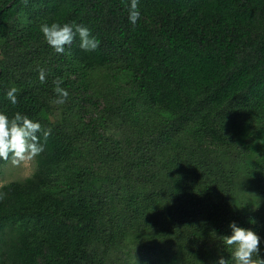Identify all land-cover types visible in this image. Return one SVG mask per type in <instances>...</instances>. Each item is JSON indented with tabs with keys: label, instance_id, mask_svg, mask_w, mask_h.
Returning <instances> with one entry per match:
<instances>
[{
	"label": "trees",
	"instance_id": "trees-1",
	"mask_svg": "<svg viewBox=\"0 0 264 264\" xmlns=\"http://www.w3.org/2000/svg\"><path fill=\"white\" fill-rule=\"evenodd\" d=\"M130 4L0 0V113L50 130L0 187V264H234L232 222L264 259V0H138L135 25ZM53 22L98 48L57 53Z\"/></svg>",
	"mask_w": 264,
	"mask_h": 264
},
{
	"label": "clouds",
	"instance_id": "clouds-1",
	"mask_svg": "<svg viewBox=\"0 0 264 264\" xmlns=\"http://www.w3.org/2000/svg\"><path fill=\"white\" fill-rule=\"evenodd\" d=\"M27 3V0H24ZM140 19L138 9V0H131L129 8V20L135 25ZM47 44L51 46L57 53L64 52V46L70 45L78 34L80 38V48L84 51H94L99 46V41L91 35L88 28L75 22L69 24H60L53 22L40 25ZM39 80L44 83L46 73L43 68L38 69ZM62 78L53 81L56 104H63L68 98V91L61 87ZM18 89L10 88L6 96L10 102L15 105L17 103L16 93ZM43 131L45 140L50 134V130H43L39 122H35L17 112L12 118L6 114L0 113V158L9 160L11 157L13 164H19L22 161L30 160L40 155L44 151V145L40 143L37 136L38 132ZM5 193L0 192V200L4 199ZM232 235L222 237L224 243L230 246L232 251V261L234 264H264V259L260 258V237L249 229L238 227L235 222L230 223ZM256 258H253V257ZM217 264H229L223 257L218 259Z\"/></svg>",
	"mask_w": 264,
	"mask_h": 264
},
{
	"label": "rangeland",
	"instance_id": "rangeland-1",
	"mask_svg": "<svg viewBox=\"0 0 264 264\" xmlns=\"http://www.w3.org/2000/svg\"><path fill=\"white\" fill-rule=\"evenodd\" d=\"M117 135H120L123 130L117 131ZM37 169L36 157L30 160H25L19 164H13L12 160H9L1 167L0 170V187L4 184L13 181L20 180L31 176Z\"/></svg>",
	"mask_w": 264,
	"mask_h": 264
},
{
	"label": "water",
	"instance_id": "water-1",
	"mask_svg": "<svg viewBox=\"0 0 264 264\" xmlns=\"http://www.w3.org/2000/svg\"><path fill=\"white\" fill-rule=\"evenodd\" d=\"M0 73H1V70H0Z\"/></svg>",
	"mask_w": 264,
	"mask_h": 264
}]
</instances>
